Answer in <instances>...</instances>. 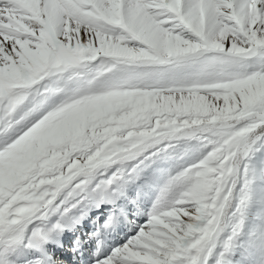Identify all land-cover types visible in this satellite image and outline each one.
<instances>
[{
	"label": "snow or ice",
	"instance_id": "obj_1",
	"mask_svg": "<svg viewBox=\"0 0 264 264\" xmlns=\"http://www.w3.org/2000/svg\"><path fill=\"white\" fill-rule=\"evenodd\" d=\"M0 264H264V0H0Z\"/></svg>",
	"mask_w": 264,
	"mask_h": 264
},
{
	"label": "rangeland",
	"instance_id": "obj_2",
	"mask_svg": "<svg viewBox=\"0 0 264 264\" xmlns=\"http://www.w3.org/2000/svg\"><path fill=\"white\" fill-rule=\"evenodd\" d=\"M90 230V225H88L87 223L85 225H83V231L80 232H65L63 237H62V241L65 242V246H68L71 243V240L74 239L78 234H82L81 238L83 240H86L87 244L92 245L94 242L92 240H87V236L86 233L87 231ZM77 233V235H76ZM67 247L63 248V249H57V254L58 255H64L67 256L68 255V251L66 249ZM71 259H75V257H72Z\"/></svg>",
	"mask_w": 264,
	"mask_h": 264
},
{
	"label": "bare ground",
	"instance_id": "obj_3",
	"mask_svg": "<svg viewBox=\"0 0 264 264\" xmlns=\"http://www.w3.org/2000/svg\"><path fill=\"white\" fill-rule=\"evenodd\" d=\"M63 237V236H62ZM62 237H61V240H62Z\"/></svg>",
	"mask_w": 264,
	"mask_h": 264
}]
</instances>
